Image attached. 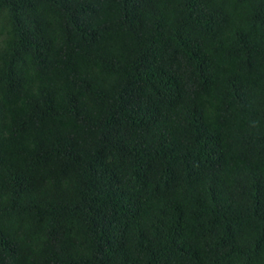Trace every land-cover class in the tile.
I'll return each mask as SVG.
<instances>
[{"label":"trees","instance_id":"16d2710c","mask_svg":"<svg viewBox=\"0 0 264 264\" xmlns=\"http://www.w3.org/2000/svg\"><path fill=\"white\" fill-rule=\"evenodd\" d=\"M0 264H264V0H0Z\"/></svg>","mask_w":264,"mask_h":264}]
</instances>
